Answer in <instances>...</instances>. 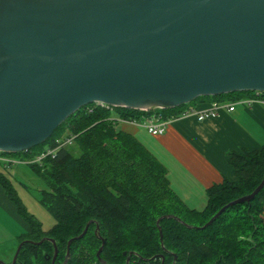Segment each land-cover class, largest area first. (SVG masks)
<instances>
[{"label": "water", "instance_id": "obj_1", "mask_svg": "<svg viewBox=\"0 0 264 264\" xmlns=\"http://www.w3.org/2000/svg\"><path fill=\"white\" fill-rule=\"evenodd\" d=\"M243 91L264 94V0H0V153L32 150L91 104L167 109ZM263 187L264 172L197 229ZM42 242L19 243L10 264Z\"/></svg>", "mask_w": 264, "mask_h": 264}, {"label": "trees", "instance_id": "obj_2", "mask_svg": "<svg viewBox=\"0 0 264 264\" xmlns=\"http://www.w3.org/2000/svg\"><path fill=\"white\" fill-rule=\"evenodd\" d=\"M252 91L198 97L187 105L161 109L164 118L177 117L198 100L237 101ZM264 98V94L262 96ZM115 113L128 120L135 111L118 107L114 112L85 107L69 116L41 145L21 153H0L20 164L31 161L55 142L74 136L71 146L59 149L40 163H25L44 181L40 204L54 219L51 229L29 215L16 198L12 184L0 170V186L26 224L27 231L15 264H264V187L249 203L227 208L205 225L223 206L250 194L264 172V143L258 151L229 154L228 163L236 182L224 181L206 191V205L187 208L169 187L165 167L131 134L118 130ZM47 147V149H45ZM78 149V156L73 155ZM34 149H37L34 152ZM12 164L0 161L7 170ZM163 216L171 218L161 219ZM159 228L162 238L160 240ZM102 263L96 253L101 246ZM9 262L8 264H10Z\"/></svg>", "mask_w": 264, "mask_h": 264}, {"label": "crops", "instance_id": "obj_3", "mask_svg": "<svg viewBox=\"0 0 264 264\" xmlns=\"http://www.w3.org/2000/svg\"><path fill=\"white\" fill-rule=\"evenodd\" d=\"M212 102L198 100L188 107L207 111ZM117 123L121 131L133 135L165 167L171 190L187 208L197 211L206 205L208 188L224 181L236 182L229 154L258 151L264 143V103L257 101L248 107L235 104L232 112L223 110L217 117L201 122L190 115L172 117L161 136H152L145 128L129 122ZM10 202L0 186V261L5 264L11 262L19 236L27 231H23L21 223L13 225V217L21 221ZM262 218L264 221V204Z\"/></svg>", "mask_w": 264, "mask_h": 264}, {"label": "built area", "instance_id": "obj_4", "mask_svg": "<svg viewBox=\"0 0 264 264\" xmlns=\"http://www.w3.org/2000/svg\"><path fill=\"white\" fill-rule=\"evenodd\" d=\"M262 96H263V93L255 91L253 92V98H242V99L237 100L235 103L213 101L210 104V109L207 111H202V112H197L194 108L187 107L184 109V111L180 115H190V116L195 117L197 121L201 122L208 118L217 117L219 112L223 110L232 112L234 110L235 104H241V105L248 107L254 101L264 103V98H262ZM96 107L106 109L111 112H114L115 109L118 108L114 106L95 103V104L86 106L85 109L88 112H92V110L95 109ZM131 110L138 113V115L136 114L137 117L130 118L128 120H124L118 117L117 119H113V120L116 121V123L117 122H129L136 126L143 127L152 136L163 135L165 133L166 125L168 124L169 120L172 118V117L164 118L160 112L161 111L160 108L151 107L148 109H131ZM73 138L74 136H70V137H65L60 140H57L55 142V146L52 149H47L42 154L36 156L31 161H28L25 163H40L47 156L53 157L59 149L63 147L71 146L73 143ZM0 161H3L4 163H11L12 165L20 163V161H17L15 159L5 158L1 156H0Z\"/></svg>", "mask_w": 264, "mask_h": 264}, {"label": "rangeland", "instance_id": "obj_5", "mask_svg": "<svg viewBox=\"0 0 264 264\" xmlns=\"http://www.w3.org/2000/svg\"><path fill=\"white\" fill-rule=\"evenodd\" d=\"M117 118L118 115L113 113L112 119ZM116 128L121 130V124L116 123ZM45 149H47V147H45ZM36 151L37 149H34V152ZM72 151L74 156H78L79 152L77 148H73ZM0 170L11 182L16 198L20 201L27 213L32 215L34 219L41 224L42 230L47 231L51 229L54 224V219L40 204L41 192L46 189L42 178L39 177L29 165L24 163L13 164L7 170H3L0 167ZM10 203L14 207V204L12 202ZM17 217L21 222H17L13 217V225L14 223H21L23 231L26 230L28 227L24 228V224H22L24 222H22L23 220L19 214H17ZM18 227L21 226L18 225Z\"/></svg>", "mask_w": 264, "mask_h": 264}]
</instances>
